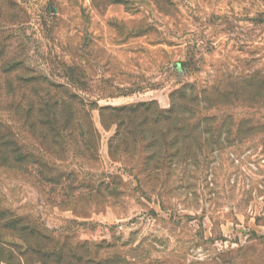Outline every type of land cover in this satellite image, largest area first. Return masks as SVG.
Returning <instances> with one entry per match:
<instances>
[{
    "label": "rangeland",
    "instance_id": "obj_1",
    "mask_svg": "<svg viewBox=\"0 0 264 264\" xmlns=\"http://www.w3.org/2000/svg\"><path fill=\"white\" fill-rule=\"evenodd\" d=\"M0 264H264V0H0Z\"/></svg>",
    "mask_w": 264,
    "mask_h": 264
},
{
    "label": "trees",
    "instance_id": "obj_2",
    "mask_svg": "<svg viewBox=\"0 0 264 264\" xmlns=\"http://www.w3.org/2000/svg\"><path fill=\"white\" fill-rule=\"evenodd\" d=\"M173 105L172 109L166 112L156 111L152 117H148L146 121L139 123V126H143L144 131L149 133L148 140L150 142L153 141V144L148 149V154L150 155L148 161L153 160L152 155L159 152L162 143L164 144L163 151L168 152L167 157L170 158L169 160L177 158L178 163L182 164L190 161L193 151L189 145V138L190 134L193 133L191 132L193 129L189 126L183 131V121H175L172 118V115L176 113L175 101H173ZM150 124H152V127ZM117 137H119V134L112 138V141L117 139Z\"/></svg>",
    "mask_w": 264,
    "mask_h": 264
}]
</instances>
